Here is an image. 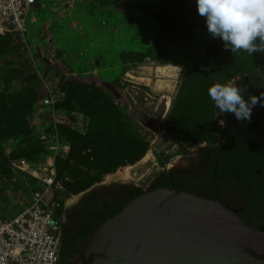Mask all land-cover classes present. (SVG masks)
Masks as SVG:
<instances>
[{
    "label": "rangeland",
    "instance_id": "374dc122",
    "mask_svg": "<svg viewBox=\"0 0 264 264\" xmlns=\"http://www.w3.org/2000/svg\"><path fill=\"white\" fill-rule=\"evenodd\" d=\"M39 2L24 39H0V98L8 97L7 123L22 127L0 140L4 220L30 205L36 187L30 176L11 168L12 160L23 159L37 171L56 170L63 188L55 196L60 217L65 203H80L101 187L133 185L148 193L160 173L186 168L190 159L198 160L200 148L223 142L221 114L208 88L217 82L239 86L250 70L264 72V55L231 53L207 33L195 0ZM29 63L30 76L24 67ZM229 66L236 76L219 78ZM157 67L176 71L172 78L158 79L152 72ZM158 82L170 90L157 93ZM45 84L57 96L59 123L41 105ZM27 105L32 106L28 114ZM100 107L112 113L111 128L91 138L95 119L89 112L95 115ZM140 151L138 162L103 174L111 161L115 165ZM126 171L130 179L123 180ZM227 203L240 212L247 201L237 199L230 186Z\"/></svg>",
    "mask_w": 264,
    "mask_h": 264
},
{
    "label": "water",
    "instance_id": "95a60500",
    "mask_svg": "<svg viewBox=\"0 0 264 264\" xmlns=\"http://www.w3.org/2000/svg\"><path fill=\"white\" fill-rule=\"evenodd\" d=\"M74 264H264V232L219 202L158 189L99 226Z\"/></svg>",
    "mask_w": 264,
    "mask_h": 264
},
{
    "label": "trees",
    "instance_id": "16d2710c",
    "mask_svg": "<svg viewBox=\"0 0 264 264\" xmlns=\"http://www.w3.org/2000/svg\"><path fill=\"white\" fill-rule=\"evenodd\" d=\"M0 36L1 40L7 36L21 39L16 34L7 33ZM30 63L28 66L24 64V67L28 69L26 75L29 76L33 74ZM250 71L239 86L246 87L250 95L260 97L261 94H264V72L256 69ZM235 72L234 66H229L228 71H225L224 67L218 72V76L219 78L228 77V79L226 78L227 81L236 76ZM34 82L37 81L34 80ZM7 98L3 95L0 98V118H2L0 121V140L10 136L13 131L17 132L22 128L14 129L7 123ZM257 107L259 116L264 114V107H260L259 103ZM31 110L32 106L27 105L26 113H30ZM89 116L95 119V122L91 123L93 125L91 134H89L91 138L100 134L101 129L107 131L111 128L112 113L106 111L104 107H100L95 115L89 112ZM221 118L226 123L224 145L200 148L197 152L198 160L196 158L190 159L186 168L171 169L160 173L156 177L152 191L176 189L225 205L228 188L235 186L237 194L250 192L252 196L246 211L241 214L242 219L257 230L264 232V127L260 130L256 124L249 128L247 121L236 120L234 114H222ZM24 121H27L25 115ZM108 142L111 143L112 141L109 140ZM86 152L87 149L81 151V153ZM143 154V151L136 152L133 157L119 160L115 165L111 161L109 169L103 174L114 173L120 167L134 164L143 157ZM122 188L132 191V195H129L126 201L114 200L110 197L95 198L94 193H89L84 198L83 204L86 206L84 205L85 207L83 206L84 208L77 212L81 222L71 239L70 249L61 251L63 255H71L72 253L77 258L83 251L89 237L99 226L117 215L132 200L147 193L132 185Z\"/></svg>",
    "mask_w": 264,
    "mask_h": 264
},
{
    "label": "built area",
    "instance_id": "2783aa9c",
    "mask_svg": "<svg viewBox=\"0 0 264 264\" xmlns=\"http://www.w3.org/2000/svg\"><path fill=\"white\" fill-rule=\"evenodd\" d=\"M39 0H0V35L24 39L28 18ZM41 102L56 123L57 96L45 84ZM10 166L30 176L36 187L30 205L11 220L0 218V264H58L62 251V220L55 213L56 194L63 190L54 168L33 169L27 161L12 160Z\"/></svg>",
    "mask_w": 264,
    "mask_h": 264
},
{
    "label": "clouds",
    "instance_id": "9594fccd",
    "mask_svg": "<svg viewBox=\"0 0 264 264\" xmlns=\"http://www.w3.org/2000/svg\"><path fill=\"white\" fill-rule=\"evenodd\" d=\"M195 3L207 33L220 39L224 50L264 55V0H195ZM207 95L220 114H234L242 122H251L258 103L264 107V94L250 95L246 87L231 82L211 85ZM219 124L223 127L225 121L221 119Z\"/></svg>",
    "mask_w": 264,
    "mask_h": 264
},
{
    "label": "flooded vegetation",
    "instance_id": "af4514ba",
    "mask_svg": "<svg viewBox=\"0 0 264 264\" xmlns=\"http://www.w3.org/2000/svg\"><path fill=\"white\" fill-rule=\"evenodd\" d=\"M221 115H220V120L221 119L224 120L223 118H221ZM256 124L258 125V128L260 130H262V128L264 127V114L259 116L258 107H257V114L254 115L253 117H251V122H248V127L252 128ZM225 129H226V123H225L224 129H223V142L218 145L219 147L223 146L225 143V140H226L225 136H224ZM181 179H184V178L181 177ZM123 186H131V185H121V184L110 185L108 187H101L98 191H95L92 193H94L95 198L110 197L114 200L126 201L127 197L129 195H132V191H130L128 189L127 190L123 189L122 188ZM134 187L137 188L136 186H134ZM152 190H153V188H151L149 192H151ZM89 193H87V194H89ZM236 195H237V199L247 201L246 205L242 208V210L240 212H236V211L230 209V205L227 203V196H226V200H225V205H223V206L226 207L227 209H229L230 211L238 214L240 216V218L242 219L241 214L246 211L248 203L252 200V196H251L250 192H245V193H241V194L236 193ZM83 201H84V199L80 203H75L73 205H69V204L65 203V205H64L65 206L64 207L65 212H64L63 217H60L58 215L60 209H62V208L60 207V205H58V206L56 205L55 213L62 220V250L63 249H70L71 239L74 235V232L76 231L78 224L81 222V218L77 212L82 210V208H84L86 206L85 204H83ZM75 258L76 257H74L72 255V253H71V255H63V253H61L58 264H74Z\"/></svg>",
    "mask_w": 264,
    "mask_h": 264
},
{
    "label": "bare ground",
    "instance_id": "6f19581e",
    "mask_svg": "<svg viewBox=\"0 0 264 264\" xmlns=\"http://www.w3.org/2000/svg\"><path fill=\"white\" fill-rule=\"evenodd\" d=\"M176 71L175 68H170V67H157L155 68L154 74L156 75V78L158 79H163V78H172V72ZM138 80V79H136ZM175 80V79H174ZM157 82V81H156ZM166 82V81H165ZM153 87L155 88V90L157 91V93H166L167 91L170 90L171 85H165L163 84V82L160 84L159 82L155 84V86L153 85ZM146 161V160H145ZM150 166V165H149ZM144 170V169H143ZM130 172V171H129ZM148 172V171H147ZM148 175V174H147ZM121 178L123 180H128L130 179V173H128V171H126L124 174H121ZM145 177V176H144ZM139 178V177H138ZM152 179V178H151ZM151 182V181H150ZM146 184V183H145ZM145 186V185H144ZM146 187V186H145ZM75 201H77V199H75ZM75 201H72L71 204H73Z\"/></svg>",
    "mask_w": 264,
    "mask_h": 264
},
{
    "label": "crops",
    "instance_id": "0c3cea01",
    "mask_svg": "<svg viewBox=\"0 0 264 264\" xmlns=\"http://www.w3.org/2000/svg\"><path fill=\"white\" fill-rule=\"evenodd\" d=\"M39 1H40V0H39ZM39 3H40V2H39ZM39 3H38V4H39ZM38 7H39V5H37V7H36L35 9L37 10ZM38 51H39V50H38ZM150 71H151V70H150ZM154 71H155V69L152 70V72H154ZM30 202H31V201H30Z\"/></svg>",
    "mask_w": 264,
    "mask_h": 264
}]
</instances>
